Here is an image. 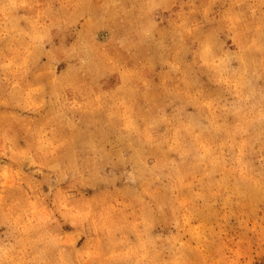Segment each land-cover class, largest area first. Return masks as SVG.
<instances>
[{
  "label": "rangeland",
  "instance_id": "rangeland-1",
  "mask_svg": "<svg viewBox=\"0 0 264 264\" xmlns=\"http://www.w3.org/2000/svg\"><path fill=\"white\" fill-rule=\"evenodd\" d=\"M0 264H264V0H0Z\"/></svg>",
  "mask_w": 264,
  "mask_h": 264
}]
</instances>
